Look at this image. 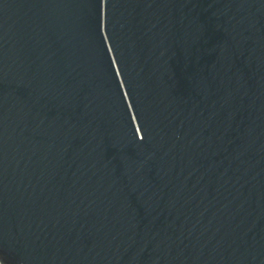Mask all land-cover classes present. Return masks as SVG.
Returning <instances> with one entry per match:
<instances>
[{
	"label": "water",
	"instance_id": "obj_1",
	"mask_svg": "<svg viewBox=\"0 0 264 264\" xmlns=\"http://www.w3.org/2000/svg\"><path fill=\"white\" fill-rule=\"evenodd\" d=\"M0 264H264V0H0Z\"/></svg>",
	"mask_w": 264,
	"mask_h": 264
}]
</instances>
